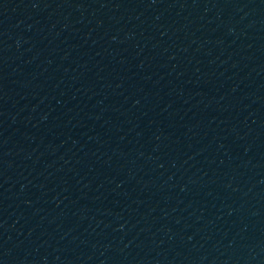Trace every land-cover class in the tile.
Returning a JSON list of instances; mask_svg holds the SVG:
<instances>
[{"label": "water", "instance_id": "1", "mask_svg": "<svg viewBox=\"0 0 264 264\" xmlns=\"http://www.w3.org/2000/svg\"><path fill=\"white\" fill-rule=\"evenodd\" d=\"M0 264H264V0H0Z\"/></svg>", "mask_w": 264, "mask_h": 264}]
</instances>
